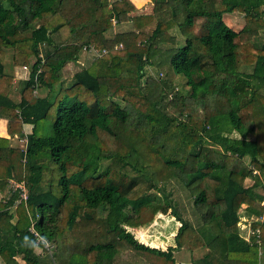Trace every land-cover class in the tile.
Returning a JSON list of instances; mask_svg holds the SVG:
<instances>
[{
	"label": "trees",
	"instance_id": "trees-1",
	"mask_svg": "<svg viewBox=\"0 0 264 264\" xmlns=\"http://www.w3.org/2000/svg\"><path fill=\"white\" fill-rule=\"evenodd\" d=\"M151 2V16L131 17L128 0H0V112L10 113L9 135L30 127L22 150L0 138V192L7 193L0 200V264H119L118 257L124 264H177L172 253L185 231L208 250L199 264H259L264 223L260 247L241 238L238 224L242 205L261 215L264 112L254 110L264 111V43L252 39L264 25V0ZM233 13L243 15L238 32L223 21ZM111 20L131 22L134 30L108 40ZM153 20L143 39L139 26ZM171 29L185 40L166 52L182 78L180 90L170 78L161 85L148 69ZM5 49L13 50L14 67L35 59L29 79L18 84V102L8 98L13 79L3 74ZM86 50L90 62L64 88V65ZM243 67L251 74L240 75ZM36 89L46 94L34 97ZM169 179L193 198L196 230L169 202L160 204ZM247 179L254 181L250 187ZM12 180L24 185L26 201ZM159 212L180 223L175 248L165 251L129 231ZM31 229L55 251L36 255L43 244Z\"/></svg>",
	"mask_w": 264,
	"mask_h": 264
},
{
	"label": "crops",
	"instance_id": "crops-1",
	"mask_svg": "<svg viewBox=\"0 0 264 264\" xmlns=\"http://www.w3.org/2000/svg\"><path fill=\"white\" fill-rule=\"evenodd\" d=\"M110 2V4H113L114 2H117L119 0H108ZM135 8V11L133 13L130 14L131 17H144V16H151L152 15V10H153V4L151 2V0H128ZM228 20L231 21L234 27H236V25H234L233 23V19L235 18V16L230 17H226ZM237 19V18H236ZM235 19V20H236ZM224 21V20H223ZM229 26V25H228ZM118 27V29H116ZM230 27V26H229ZM114 28V27H113ZM132 26H131V22H123V23H118L114 29H111L106 35V38L110 39L113 38L116 34H121V33H126L129 31H132ZM129 29V30H128ZM237 32V31H235ZM169 42H171V40L174 41H178L179 43L177 45L169 46V43H165L162 44L160 47L161 50H165L166 48L169 50V48H171V51L176 50L177 48H181L184 45V39L183 37L179 34L177 29H171L169 32ZM177 39V40H176ZM175 44V42H171V45ZM179 45V46H178ZM13 52V50H11ZM92 57V52L91 51H82L81 54L78 57V60L75 63H67L64 65L63 69H62V73H63V78L61 81V84L63 85L64 88H67L71 83H72V79H73V75L75 73H77L78 71H80L83 67L86 66V62L88 63V60L90 59V56ZM12 57H13V53L11 55V60L9 62V65L13 68V69H17L18 67H14L13 65V61H12ZM8 60V61H9ZM35 59L31 60V64L34 63ZM5 62V61H4ZM29 65V67H30ZM26 67L24 68L26 71H23V75L20 78H14L13 79V86H12V90L9 92L8 94V98L18 102L20 100V93L18 92V84L20 81H26L29 79V75H30V68ZM9 68V67H8ZM23 68V67H20ZM148 69H152L148 67ZM5 67H4V63H3V74L6 75L5 72ZM18 72V71H17ZM16 70H12L11 75H6V76H12L17 74ZM24 77V78H23ZM46 94V92L44 90H40L38 91V89H36V92H34V97H39V96H44ZM19 112H17L16 114H18ZM10 122V113L9 112H0V138H5L9 141V147L10 148H18L20 150H22L24 148V145L26 144V138L25 136L28 135L30 133V127L29 125H25L22 126V134H15V135H9L7 133V124ZM168 184L172 183V180L167 181ZM182 187V186H181ZM187 192L183 190V193H177V195L175 193H173L171 195V193L168 191V193H164L162 194V199L160 198V204L161 205H165L166 202H169V204L173 207V209L176 210V212L179 214V216L185 220L186 222H188L190 224V227L196 230L197 227V221L199 220V218L195 215H193L192 209V203H193V198L190 197V195L186 194ZM0 195L3 199L7 198V193L5 192H0ZM158 196L160 197L161 195L158 194ZM171 198L173 200H171ZM186 200V201H185ZM189 207H191L190 213L193 216L192 218H190V220L187 219V217H184L185 211H188ZM241 209L246 210V205H242ZM246 212V211H245ZM159 214H162L161 212L157 213V216ZM251 214H249L247 212V216H249ZM163 217L164 220H157L155 222L149 223L148 225H145L143 227H138V228H133L130 229L129 231H131V233L135 236V238L137 239V241L145 246H148L150 248H154V249H159L162 251H165L168 247L170 248H175L174 246H176L175 242H174V236L176 235L178 228L180 227V223L169 213L167 212L164 215H161ZM251 217H255V215H251ZM157 217H155L156 219ZM257 218V217H256ZM16 219L14 218L13 222ZM163 221V222H162ZM173 226V229L171 231V236L167 237V240H165V238L163 236H160V232L163 231V229L161 227L164 226ZM151 232H153V235L151 236ZM148 233V234H147ZM155 233L157 235H155ZM154 236V239H153ZM173 241V242H172ZM201 241V239H200ZM187 245V244H185ZM185 245H181V247L179 248H175L174 251L177 250H184L187 251L188 249H190V246H194L191 248H194L193 250H195L193 253H195L194 256H190V258L186 257L183 261H186V264H199V260L202 259L207 253L208 250L205 249L202 244L199 243H193L192 245H190L189 247H186ZM172 253V255L174 256L175 253ZM43 252H45L43 249L40 248H36L35 249V254L36 255H41L43 254ZM179 258H181L182 256L180 254H178ZM174 258V257H173ZM17 262H20V259H16ZM237 263V262H236ZM202 264V263H201ZM226 264H235V262L230 261L227 262ZM259 264H264V250L262 251V253L259 255Z\"/></svg>",
	"mask_w": 264,
	"mask_h": 264
},
{
	"label": "rangeland",
	"instance_id": "rangeland-1",
	"mask_svg": "<svg viewBox=\"0 0 264 264\" xmlns=\"http://www.w3.org/2000/svg\"><path fill=\"white\" fill-rule=\"evenodd\" d=\"M153 4V3H152ZM232 16H235V18L233 19L234 21H233V23H234V25H236V27H234L233 25H230V24H232L231 23V21L230 20H228L226 17H232ZM237 18V19H236ZM236 19V20H235ZM223 20H224V22H225V24H227V25H229L230 27H231V29L232 30H234V31H239L240 29H242L243 28V26H244V20H243V15H241V14H228V15H225L224 17H223ZM154 24H155V21L153 20V21H151V22H149V23H145V22H143L140 26H139V32H141V34H142V38L143 39H146L149 35H150V33H151V30L153 29V27H154ZM132 26V25H131ZM115 28V27H114ZM113 27H111V29H114ZM257 28V32H255L256 33V36L252 39V43H254V45H256V46H259V45H261L262 43H264V25H261V26H259V27H256ZM110 29V30H111ZM116 29H118V27L116 28ZM132 30H134V27L133 28H131ZM109 30V31H110ZM129 30V29H128ZM108 31V32H109ZM108 32H106L105 34H104V37L106 38V34L108 33ZM130 32V31H129ZM135 33H136V31H135ZM106 39H108V38H106ZM111 39H113V38H110V39H108V40H111ZM184 39V38H183ZM169 34H167V35H165L164 36V38H162V41L158 44V46H156V48H158V47H160L162 44H165V43H169V46H174V45H177L179 42L178 41H174V40H171V42H175V44H172L171 45V42H169ZM177 40V39H176ZM184 42H185V40H184ZM142 44L143 43H141V44H139L138 45V42H137V44H136V47L137 46H139V47H142ZM179 46V45H178ZM171 47V48H172ZM114 48H116V49H122V45H117V46H115ZM171 48H169V50L166 48L165 50H161L160 48H158L161 52L160 53H155V52H153V55H152V57H153V63L156 65V66H154V67H152V69H151V71H150V74H154V76L156 77V78H160L162 81H161V85H162V82L163 81H165L166 79H172L173 81H174V85L176 86V88L177 89H181L182 87H183V83H182V78H181V76H179V75H175L174 73H173V71L171 70V68H170V66H169V62H168V55L169 54H167L166 52H168L169 51V53H170V51H171ZM12 49H5L3 52H4V61H3V63H4V67H5V72H6V75H11V73L10 72H12V70H16V72H17V74H15V75H12L11 76V78L12 79H14L15 77L17 78H20L22 75H23V71H26L25 69H24V67L23 68H20V67H18L17 69H13L10 65H9V62H10V60H11V55H12V51H11ZM154 51V50H153ZM81 54V53H80ZM10 59V60H9ZM9 60V61H8ZM89 62H90V60H89ZM9 67V68H8ZM150 68H151V66H150ZM150 70V69H149ZM251 72H252V68L251 67H243L241 70H240V75H242V76H245V75H249V74H251ZM172 73L177 77V78H173L172 77ZM61 76H62V78H63V73H61ZM10 77V76H9ZM22 78V77H21ZM24 78V77H23ZM142 83H144V81H142ZM13 84H14V82L12 81V85H11V88H10V91L12 90V86H13ZM57 90V89H56ZM142 90L144 91H146V90H148L147 89V86L144 84V85H142ZM9 91V92H10ZM144 91V92H145ZM170 92V91H169ZM43 93V95H44V92H42ZM170 93H172V92H170ZM9 94V93H8ZM68 94V93H67ZM259 94H261L262 96H264V89L263 90H261L260 92H259ZM63 95V94H62ZM62 96L60 95V98H61ZM60 98H58V99H60ZM169 98V97H168ZM114 101L115 102H118V103H120L121 105H123V102L120 100V99H114ZM55 109H53L52 110V114H51V116H50V118H49V120L47 121V122H45V125H46V127L48 128V132L46 133V134H44L45 136H48V135H51V129H50V125L52 124V122L54 121V118H55ZM255 112H264V111H261V110H259V108H255V110H254ZM17 112H15V114H16ZM259 119H263L264 120V117L262 116V113H261V116L259 117ZM262 121V120H261ZM263 123H264V121H263ZM233 138H234V136H233ZM25 146V145H24ZM206 146H208V145H206ZM245 163L247 164V165H249V159L248 158H246L245 160ZM106 162H103V164H102V167H105L106 166ZM46 178V177H45ZM161 180H163V179H161ZM170 180V179H169ZM178 180V179H177ZM261 182L262 181H264V176H261L260 177V179H259ZM179 181V180H178ZM180 182V181H179ZM254 183V181L253 180H250V179H247V180H245L244 181V186L245 187H250L252 184ZM263 183V182H262ZM261 183V184H262ZM182 186V187H181ZM163 187H164V191L163 192H161L160 193V195H162L163 193H168V191L171 193V195L173 194V193H175L176 195H177V193H183V190L184 191H186L187 193H188V191H187V189L184 187V185H180V183H178L177 181H175V180H172V183L171 184H168L167 182H165L164 183V185H163ZM184 188V189H183ZM257 193H259V194H261V191H262V189L261 188H258L257 190ZM186 193V194H187ZM151 194H153V193H151ZM188 195V194H187ZM161 199H162V196L160 197ZM0 200H2V197H1V195H0ZM171 200H173L172 198H171ZM186 201V200H185ZM260 207V206H259ZM261 208V207H260ZM259 208V210L261 211V215L258 217V216H255V217H251V215H249V216H247V213L245 212V210H243V209H240L239 210V216H240V218H243V220H242V228L241 229H239L238 228V232H239V235L241 236V237H243V238H245L246 236H247V234H248V231H249V228L251 227L252 229H256L257 227H253L255 224H257L258 223V220H260L261 218H263L264 219V209L263 208H261L260 209ZM189 210L188 211H185V213H183L184 214V217L186 218L187 217V219L188 220H190V218H192L193 216L191 215V213H190V210H191V207H189L188 208ZM195 210L194 209H192V212H194ZM161 215H164V214H159L158 216H157V213L156 214H154L153 215V218H152V220H151V222L150 223H152V222H155V221H157V220H164L163 219V217L161 216ZM155 217H157L156 219H155ZM257 217V218H256ZM191 221V220H190ZM240 221H241V219H240ZM163 222V221H162ZM95 227H92L91 226V228L90 229H87L88 231L89 230H93ZM162 229H163V231L162 232H160V236H163L164 238H165V240H167V237H170L172 234H171V231H172V229H173V226H171V227H169V226H164V227H161ZM177 231V230H176ZM148 234V233H147ZM151 236L153 235V232H151V234H150ZM155 235H157L156 233H155ZM191 236H190V231H185V232H183V234H182V239H181V245L183 246V245H185V244H187V245H185L186 247H189L190 245H192L193 243H195V241L192 239L193 237L195 238L196 237V235H194L192 238H190ZM153 239H154V236H153ZM173 242V241H172ZM175 247V246H174ZM190 247H194V246H190ZM194 248H190V249H188L187 251H184V250H177V251H174V253H175V255L173 256L174 258V261H175V263H177V264H186V261H183L186 257H188V258H190V256H194L195 255V253H193L195 250H193ZM45 251V250H44ZM53 251H55V250H53ZM52 251V252H53ZM46 252V251H45ZM178 254H180L182 257L181 258H179V256H178ZM160 262H162V263H164V264H170V263H167L166 261H164V260H160ZM118 263L119 264H124V261L121 259V257H118ZM235 264H238V263H236L235 262Z\"/></svg>",
	"mask_w": 264,
	"mask_h": 264
},
{
	"label": "built area",
	"instance_id": "built-area-1",
	"mask_svg": "<svg viewBox=\"0 0 264 264\" xmlns=\"http://www.w3.org/2000/svg\"><path fill=\"white\" fill-rule=\"evenodd\" d=\"M111 24H112V27H115L117 24L116 20H111ZM41 60L42 61L39 65V67H41V65L44 62V59H41ZM39 73H40V69L38 70V74ZM18 116H19V113H18ZM25 146H26V144H25ZM251 170H252L253 176H259V172L257 170H255L254 168H251ZM10 184H11V188L13 190H19L20 191V200L26 201L27 200V192H26L24 185L17 183L15 180L10 181ZM261 195H262V200L260 201L259 206L264 209V187L262 188ZM242 220H243V218H241V221L238 224L239 229H241L243 227L242 223H241ZM263 223H264V219L261 218L260 220H258L257 228L252 229L250 227L247 236L245 238H243V237H241V238H243L247 243H250V241L253 238L254 245H257L258 247H260V238H259L260 237V226ZM30 232L35 237L37 243L43 244V250H45L46 252H52L55 249V245L53 243L41 239L40 236L33 229H31Z\"/></svg>",
	"mask_w": 264,
	"mask_h": 264
}]
</instances>
